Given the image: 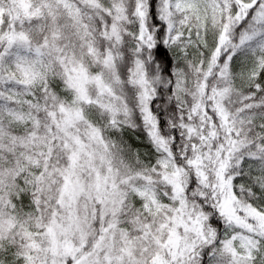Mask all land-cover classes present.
<instances>
[{"label": "snow or ice", "instance_id": "snow-or-ice-1", "mask_svg": "<svg viewBox=\"0 0 264 264\" xmlns=\"http://www.w3.org/2000/svg\"><path fill=\"white\" fill-rule=\"evenodd\" d=\"M0 264H264V0H0Z\"/></svg>", "mask_w": 264, "mask_h": 264}]
</instances>
